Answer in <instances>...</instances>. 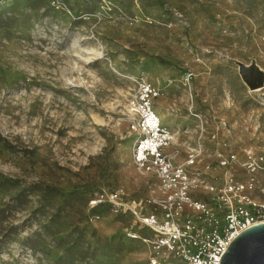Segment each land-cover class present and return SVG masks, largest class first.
<instances>
[{"label": "rangeland", "instance_id": "obj_1", "mask_svg": "<svg viewBox=\"0 0 264 264\" xmlns=\"http://www.w3.org/2000/svg\"><path fill=\"white\" fill-rule=\"evenodd\" d=\"M240 63L264 70V0H0V264H149L132 218L89 203L152 195L130 126L144 81L167 151L264 203V86Z\"/></svg>", "mask_w": 264, "mask_h": 264}, {"label": "built area", "instance_id": "obj_2", "mask_svg": "<svg viewBox=\"0 0 264 264\" xmlns=\"http://www.w3.org/2000/svg\"><path fill=\"white\" fill-rule=\"evenodd\" d=\"M132 100L137 117L130 122L134 133L133 157L137 168L154 187L150 198L133 197L123 189L96 192L92 209L107 206L132 218L151 249L149 264H221L230 242L246 228L264 221V203L245 194L246 186L233 178L219 182L201 170L198 155L178 162L171 130L153 110L157 91L149 82ZM228 161L221 160L224 166ZM212 177V178H211Z\"/></svg>", "mask_w": 264, "mask_h": 264}, {"label": "water", "instance_id": "obj_3", "mask_svg": "<svg viewBox=\"0 0 264 264\" xmlns=\"http://www.w3.org/2000/svg\"><path fill=\"white\" fill-rule=\"evenodd\" d=\"M240 74L251 89L264 86V72L256 63L239 64ZM221 264H264V221L240 232L228 245Z\"/></svg>", "mask_w": 264, "mask_h": 264}, {"label": "bare ground", "instance_id": "obj_4", "mask_svg": "<svg viewBox=\"0 0 264 264\" xmlns=\"http://www.w3.org/2000/svg\"><path fill=\"white\" fill-rule=\"evenodd\" d=\"M257 66H258V68H259L261 71L264 72V70H263L258 64H257ZM176 139H177V137L175 136V141H177Z\"/></svg>", "mask_w": 264, "mask_h": 264}, {"label": "trees", "instance_id": "obj_5", "mask_svg": "<svg viewBox=\"0 0 264 264\" xmlns=\"http://www.w3.org/2000/svg\"><path fill=\"white\" fill-rule=\"evenodd\" d=\"M138 228H139V227H138ZM139 231H141V230L139 229V230H137V231H135V232H137V233H138ZM133 232H134V231H133Z\"/></svg>", "mask_w": 264, "mask_h": 264}]
</instances>
